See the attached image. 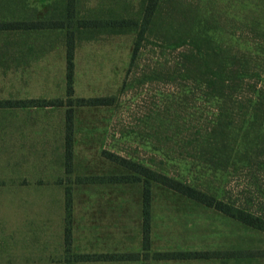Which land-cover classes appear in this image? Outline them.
Masks as SVG:
<instances>
[{
    "label": "rangeland",
    "instance_id": "1",
    "mask_svg": "<svg viewBox=\"0 0 264 264\" xmlns=\"http://www.w3.org/2000/svg\"><path fill=\"white\" fill-rule=\"evenodd\" d=\"M55 1L26 0L39 17ZM101 1L93 0L90 6ZM140 1L126 0L127 5L118 8L138 10ZM186 1L200 3L211 12L209 17L224 32L213 36L216 41L243 51L264 45V36L251 26V22L264 25V0ZM105 7L114 6L106 3ZM137 38V33L108 36L79 45L71 98L62 47L28 69L0 72L1 98L58 100L64 105L18 109L1 117L0 264H66L67 189L72 191L74 254H145L144 183L110 182L114 176L132 174L107 160L103 152L200 184L216 192L218 199L234 201L264 217V167L214 171L195 156L194 125H206L208 107L192 96L186 98L179 80L150 78L158 63L177 55H162L155 41L142 48L140 44L131 66ZM101 97H115L114 105L68 106L69 99ZM68 138L72 140L70 161L65 159ZM150 196L151 256L155 252H215L220 259L93 264H264L263 232L159 185H151Z\"/></svg>",
    "mask_w": 264,
    "mask_h": 264
},
{
    "label": "trees",
    "instance_id": "2",
    "mask_svg": "<svg viewBox=\"0 0 264 264\" xmlns=\"http://www.w3.org/2000/svg\"><path fill=\"white\" fill-rule=\"evenodd\" d=\"M93 0H56L43 17L26 0H0V72L28 69L59 47L65 50L67 95H73L74 59L83 42H94L108 36L137 33L131 66L145 44L155 41L162 55L170 52L172 60L158 63L150 75L169 77L184 83L181 92L196 103L208 107L206 125L196 124L195 156L214 171L226 172L230 167L250 168L261 165L264 157V45L255 44L243 51L213 36L224 34L214 24L206 8L186 0H141L138 10L126 9V0H104L90 6ZM114 7L106 8L105 4ZM264 36V25L251 22ZM155 44V43H153ZM261 50V52H260ZM149 69H151L149 67ZM186 87V89L184 88ZM115 97L69 99L70 107H110ZM64 106L58 100L7 99L0 97V120L4 114L18 109ZM72 132L73 111L67 113ZM72 140L68 138L65 159L71 160ZM103 156L131 176H114L113 183L143 181L145 201V239L139 253L74 254L72 252V191L66 190L65 224L63 228L66 264L108 262L219 260L215 252H155L150 255L149 206L150 187L159 185L198 205L230 217L264 233V217L234 201L218 199V194L204 190L200 184L172 177L152 165L123 158L115 153ZM70 163V162H69ZM69 168V171L70 172ZM99 180V179H98ZM211 192H210V191ZM264 257V253H261ZM221 255V254H220ZM225 255V254H224ZM148 264V263H147Z\"/></svg>",
    "mask_w": 264,
    "mask_h": 264
}]
</instances>
